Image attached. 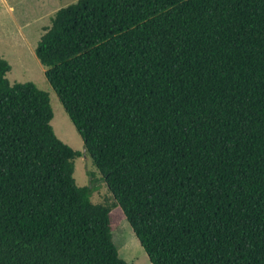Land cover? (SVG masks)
I'll use <instances>...</instances> for the list:
<instances>
[{"label":"trees","instance_id":"trees-1","mask_svg":"<svg viewBox=\"0 0 264 264\" xmlns=\"http://www.w3.org/2000/svg\"><path fill=\"white\" fill-rule=\"evenodd\" d=\"M35 55L112 201L78 187L49 96L0 59V264H264V0H78Z\"/></svg>","mask_w":264,"mask_h":264},{"label":"rangeland","instance_id":"rangeland-1","mask_svg":"<svg viewBox=\"0 0 264 264\" xmlns=\"http://www.w3.org/2000/svg\"><path fill=\"white\" fill-rule=\"evenodd\" d=\"M78 0H0V59L10 71L6 79L10 84L33 83L49 96L53 118L50 122L55 135L64 144L80 153L74 160L73 178L78 187L90 188L93 204L111 202V194L99 171L84 149V144L65 113L56 94L48 84L44 71L35 55V48L51 19L61 8ZM116 224L112 241L119 257L128 264H151L129 224L117 209L113 213Z\"/></svg>","mask_w":264,"mask_h":264}]
</instances>
